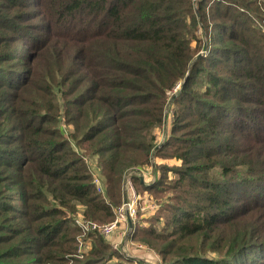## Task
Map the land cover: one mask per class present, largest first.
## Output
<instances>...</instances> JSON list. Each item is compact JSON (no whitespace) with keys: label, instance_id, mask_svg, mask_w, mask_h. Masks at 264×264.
<instances>
[{"label":"trees","instance_id":"obj_1","mask_svg":"<svg viewBox=\"0 0 264 264\" xmlns=\"http://www.w3.org/2000/svg\"><path fill=\"white\" fill-rule=\"evenodd\" d=\"M263 13L257 0H0V264H132L96 232L77 257L73 217L111 220L124 170L153 150L176 163L133 178L161 203L134 237L162 264H264Z\"/></svg>","mask_w":264,"mask_h":264},{"label":"built area","instance_id":"obj_2","mask_svg":"<svg viewBox=\"0 0 264 264\" xmlns=\"http://www.w3.org/2000/svg\"><path fill=\"white\" fill-rule=\"evenodd\" d=\"M152 159V158H151ZM149 166H130L126 168L122 175L121 182V202L113 207L114 216L107 222H98L85 217L82 213H78L73 217V223L77 225L81 234L78 236L77 255L82 256L89 248V238H85L90 232L99 233L103 238H107L114 231L118 230V239L111 243L112 249L119 251L126 258L130 259L133 264H154L148 258H141L133 255L127 248V241L137 224H142L141 218L151 215L159 206L160 202L152 198L147 193H141L137 190L133 178L139 177L141 182L149 185L157 178L155 175L151 179H146L151 172H154L155 165L151 163ZM84 162L88 165L92 182L96 190L104 195V181L100 174V169L96 157L85 155ZM137 248L153 252L158 257V264L161 263L159 254L151 247L141 241H130Z\"/></svg>","mask_w":264,"mask_h":264},{"label":"rangeland","instance_id":"obj_3","mask_svg":"<svg viewBox=\"0 0 264 264\" xmlns=\"http://www.w3.org/2000/svg\"><path fill=\"white\" fill-rule=\"evenodd\" d=\"M257 1H259V3H263V1L264 0H257ZM34 7V6H33ZM263 15H264V13H263ZM32 22V19H28V20H24V21H22L21 23L23 24V25H27L28 23H31ZM254 24H256V25H261V27L262 28H264V23H263V21L262 20H257V21H255L254 22ZM23 28L25 29V30H28L27 28H29L28 26H23ZM200 31H201V29H200ZM201 37H203L202 36V33L200 32V34H199ZM17 45H25L24 43H22V44H20V43H17ZM205 46H203L202 48H200V53L201 52H203V51H205ZM179 88H180V84H178L176 87H174L173 88V90L171 91V93H169V98H168V101H167V104H166V106H165V111H166V116L164 117V121H163V127H162V129H163V132L161 133V131L160 132H158L157 133V143H156V145L158 146V145H160V144H162V142H163V140H164V137H165V135H166V131H169V127H171V124H172V113L170 112V109L172 110V107H173V105H171V101H172V98H173V96H174V93H176L178 90H179ZM173 94V95H172ZM167 111H168V113H167ZM72 129V125H68V126H62V132H63V134L64 135H68V130L69 129ZM161 129V130H162ZM169 133V132H168ZM75 148L76 149H78L76 146H75ZM156 149V148H155ZM79 151L80 152H83V150H81V149H79ZM154 150L153 151H151V154H150V159H151V163L153 164V162H154V158H155V156H154ZM85 154V153H84ZM89 158H90V156H89ZM150 163V162H149ZM148 163V164H149ZM148 164H146L145 166H149ZM156 165V164H155ZM142 223H145L144 225H148L147 224V222H142ZM156 227V229H160V225H156L155 226ZM134 234H135V231L133 230L132 231V233H131V235H130V237H129V239H128V241H127V244H126V246H127V248H128V250L133 254V255H135V256H137V257H141V258H148L150 261H152V262H154L152 259H150L149 257H147V256H141V255H138L136 252H138V250H140V248H137L135 245H133L130 241H136L137 240V238H136V235H135V237H134ZM106 241H108L109 243H110V245H111V243H113L114 241H116L117 239H118V230H116V231H114L112 234H110L107 238H104ZM138 241H141V242H143L144 244H146L144 241H142V240H139L138 239ZM147 245V244H146ZM147 246H149V245H147ZM150 247V246H149ZM88 251V250H87ZM116 251V250H115ZM118 253H120L119 251H117ZM158 253V252H157ZM121 254V253H120ZM145 254H147V253H145ZM159 254V253H158ZM122 255V254H121ZM124 256V255H123ZM77 257H79V258H81L82 256H77ZM125 257V256H124ZM159 257L161 258V255L159 254ZM156 261L154 262V264H158V257L156 256ZM131 261V260H130ZM72 262V260H68V264H70ZM131 263H132V261H131ZM133 264V263H132Z\"/></svg>","mask_w":264,"mask_h":264},{"label":"crops","instance_id":"obj_4","mask_svg":"<svg viewBox=\"0 0 264 264\" xmlns=\"http://www.w3.org/2000/svg\"><path fill=\"white\" fill-rule=\"evenodd\" d=\"M161 162H166V163H168V164H172V163H176V161H173L172 159H167V160H161V159H159L158 157H155L154 158V165L156 164H160ZM153 175H155V177L158 175V173H157V170H156V168H155V170H154V172H151L148 176L146 175V179H151V177L153 176ZM155 181V180H154ZM151 184V183H150ZM143 218V217H142ZM141 218V219H142ZM142 222H143V220H141ZM144 223H142V225H143ZM136 241H138V240H136ZM153 249V248H152ZM154 250V249H153ZM138 255H141V256H147V257H149L150 259H152L154 262L156 261V256L157 255H155L153 252H148V251H146V250H143V249H140V250H138V252H136ZM145 253H147V254H145Z\"/></svg>","mask_w":264,"mask_h":264}]
</instances>
